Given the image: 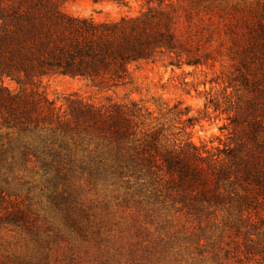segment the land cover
<instances>
[{"label": "trees", "instance_id": "obj_1", "mask_svg": "<svg viewBox=\"0 0 264 264\" xmlns=\"http://www.w3.org/2000/svg\"><path fill=\"white\" fill-rule=\"evenodd\" d=\"M67 1L0 0V179L39 176L63 216V226L51 227L0 191V223L20 227L42 249L26 264L150 259L166 249L158 226L167 223L191 224L184 236L201 255L215 247L204 258L216 264H264V0L218 1L217 10L204 12L245 25L241 44L229 48L236 73L223 90L236 132L223 147L198 146L190 136L171 141L155 112L136 99L107 95L97 102L70 93L61 105L51 100L43 81L52 76L109 93L133 84L135 63L212 66L190 25L179 28L181 0H136L145 5L138 14L105 21L66 12ZM93 1L129 6L131 0ZM204 3L196 0L198 7ZM195 9H185L189 22L201 14ZM90 189L122 197L118 205L151 238L128 233L112 242L94 212L98 204L82 198ZM90 233L93 254L76 243Z\"/></svg>", "mask_w": 264, "mask_h": 264}, {"label": "rangeland", "instance_id": "obj_2", "mask_svg": "<svg viewBox=\"0 0 264 264\" xmlns=\"http://www.w3.org/2000/svg\"><path fill=\"white\" fill-rule=\"evenodd\" d=\"M204 1L207 5L202 4L198 7L196 0H181L184 10L179 28L183 31L190 25L192 32L199 39L197 49L201 52L205 49L210 51L212 58H209L208 63L212 66L184 65L177 68L168 65L167 59L135 63L131 65L133 84L109 93H97L78 78L52 76L43 81L47 96L57 105L63 104L64 97L70 93H78L97 102H106L107 95L115 100L136 99L155 112L171 141L185 140L190 136L198 146L223 147L224 144L230 143L236 127L230 123L229 115H232V112L227 108L228 99L223 88L229 85L230 81L234 83L236 67L229 48H237V45L241 44L238 42L236 45V40L244 33L245 25L233 17L222 18L204 13L207 8L217 10L218 1L230 4L237 0ZM144 7L143 2L136 0H131L129 6L93 0H69L63 8L76 16L105 21L138 14ZM195 8L202 10L201 14H194L189 22L184 16L185 9ZM4 84L12 90L16 89V85L10 80H5ZM232 91L233 87H230L228 92ZM216 102L219 104L218 109L215 106ZM44 185L45 181L39 176L16 177L8 183L0 179V191L2 190L5 196L31 209L41 222H46L51 227L63 226V216L55 208L54 195ZM87 191L82 198L88 203L98 204L94 212L102 217L103 226L106 233L111 236L112 242L119 243L120 237L126 238L128 233L138 234L137 239L140 241L151 238L146 231L137 228L139 222L133 219L130 209L118 205L122 197L115 193L96 192L91 189ZM154 229L156 230V227L151 226V230ZM191 229V224H160L158 230L165 238L166 249L151 254L150 259L137 257L131 264H216L211 256L204 258V255H210L215 247L214 249L208 246V252L201 255L197 244H193L184 236ZM92 236L90 233L87 238L78 236L76 240L79 244L84 242L82 247H86L90 254L96 252L97 246ZM202 243L206 242L203 240ZM186 247L189 248L188 253L183 251ZM142 252L143 250L139 249L138 256ZM177 252L182 253L176 257ZM41 253L42 249L32 235L13 224L0 223V264H26L28 260L40 258ZM51 260L54 261V258Z\"/></svg>", "mask_w": 264, "mask_h": 264}]
</instances>
